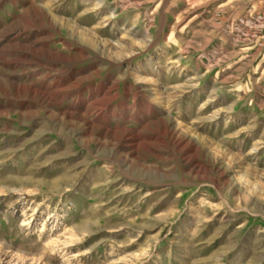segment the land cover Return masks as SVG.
<instances>
[{
	"label": "rangeland",
	"instance_id": "1",
	"mask_svg": "<svg viewBox=\"0 0 264 264\" xmlns=\"http://www.w3.org/2000/svg\"><path fill=\"white\" fill-rule=\"evenodd\" d=\"M0 264H264V0H0Z\"/></svg>",
	"mask_w": 264,
	"mask_h": 264
}]
</instances>
